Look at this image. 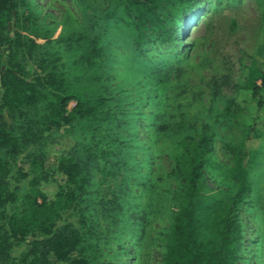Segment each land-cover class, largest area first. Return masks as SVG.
Returning a JSON list of instances; mask_svg holds the SVG:
<instances>
[{
	"label": "rangeland",
	"instance_id": "1",
	"mask_svg": "<svg viewBox=\"0 0 264 264\" xmlns=\"http://www.w3.org/2000/svg\"><path fill=\"white\" fill-rule=\"evenodd\" d=\"M18 11L19 35L42 46H25L20 54L32 67L36 57L46 61V70L74 77L94 51L97 78L80 80L77 88L103 97L95 116L43 129L22 148L45 163L79 166L85 217L78 227L88 264H164L189 184L190 149L203 124L213 140L197 179L201 193L212 201L234 193L241 157L248 190L238 208L236 264H264V123L244 109L223 113L248 73L257 82L264 73V0H199L186 13L182 42L151 37L140 50L133 28L109 17L121 7L107 0H18ZM87 22L95 23L93 31L78 29ZM75 103L70 99L67 110ZM57 191L56 183L42 180L23 191L20 207L51 201ZM25 250L14 242L7 264H22Z\"/></svg>",
	"mask_w": 264,
	"mask_h": 264
},
{
	"label": "trees",
	"instance_id": "2",
	"mask_svg": "<svg viewBox=\"0 0 264 264\" xmlns=\"http://www.w3.org/2000/svg\"><path fill=\"white\" fill-rule=\"evenodd\" d=\"M121 7V13H109L110 18L127 22L134 30L137 50L150 38L160 42H182L186 13L199 0H107ZM18 0H0V264L10 260L14 242L24 243L22 264H88L82 254L83 239L78 227L84 220L81 196L77 192L79 166L64 160L45 163L23 147L43 129L67 126L75 121L94 117L103 103L99 93L81 94L77 84L97 76L92 70L94 51L89 52L79 67V75L70 77L41 65L23 62L24 47L39 50L31 38L23 40L18 28ZM107 18V15H106ZM102 30L104 20H99ZM93 31L95 23L77 26ZM32 28V27H31ZM30 30V29H29ZM40 32L38 27L32 28ZM96 45L95 40L91 41ZM53 52L51 46H46ZM40 51V50H39ZM76 101L71 110L66 106ZM244 109L248 116L264 123V73L255 81L250 72L238 85L236 97L230 99L224 114ZM213 135L207 124L190 149L189 184L184 206L173 217L166 241L164 264H236L240 258L241 224L238 208L248 184L245 169L238 157L234 193L221 200H209L201 193L197 182L206 154L212 150ZM264 144V141L261 142ZM245 144V143H244ZM238 148V147H237ZM242 155L245 150H242ZM42 180L56 183L58 191L51 201L43 200L25 208L24 190L33 189ZM25 185L26 187H23ZM13 242V243H12Z\"/></svg>",
	"mask_w": 264,
	"mask_h": 264
}]
</instances>
